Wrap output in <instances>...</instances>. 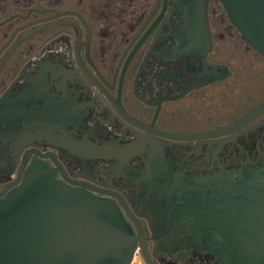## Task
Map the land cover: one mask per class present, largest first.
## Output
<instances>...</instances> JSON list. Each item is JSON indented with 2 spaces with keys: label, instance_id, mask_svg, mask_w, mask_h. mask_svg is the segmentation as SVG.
Instances as JSON below:
<instances>
[{
  "label": "flooded vegetation",
  "instance_id": "flooded-vegetation-1",
  "mask_svg": "<svg viewBox=\"0 0 264 264\" xmlns=\"http://www.w3.org/2000/svg\"><path fill=\"white\" fill-rule=\"evenodd\" d=\"M240 41L221 0H0V194L45 162L119 209L133 262L264 264V66Z\"/></svg>",
  "mask_w": 264,
  "mask_h": 264
},
{
  "label": "water",
  "instance_id": "water-1",
  "mask_svg": "<svg viewBox=\"0 0 264 264\" xmlns=\"http://www.w3.org/2000/svg\"><path fill=\"white\" fill-rule=\"evenodd\" d=\"M221 3L264 58V0ZM263 111L264 102L244 119ZM137 242L113 203L63 185L48 163L33 160L23 181L0 194V264H138Z\"/></svg>",
  "mask_w": 264,
  "mask_h": 264
},
{
  "label": "rangeland",
  "instance_id": "rangeland-1",
  "mask_svg": "<svg viewBox=\"0 0 264 264\" xmlns=\"http://www.w3.org/2000/svg\"><path fill=\"white\" fill-rule=\"evenodd\" d=\"M236 45V47H235ZM227 49H231L232 52H235V55L239 58L240 60V65L241 66H247V65H259V67H263L264 63H260L259 61L255 62L254 60L251 59V57H248L244 52H245V44L244 42L241 40L240 42H238V44H234L232 43L231 45L229 44V46H226Z\"/></svg>",
  "mask_w": 264,
  "mask_h": 264
}]
</instances>
